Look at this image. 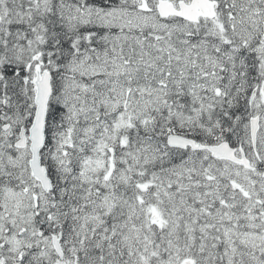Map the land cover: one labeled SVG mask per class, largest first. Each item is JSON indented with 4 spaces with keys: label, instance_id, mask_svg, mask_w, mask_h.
<instances>
[{
    "label": "snow or ice",
    "instance_id": "obj_1",
    "mask_svg": "<svg viewBox=\"0 0 264 264\" xmlns=\"http://www.w3.org/2000/svg\"><path fill=\"white\" fill-rule=\"evenodd\" d=\"M0 264H264V0H0Z\"/></svg>",
    "mask_w": 264,
    "mask_h": 264
}]
</instances>
